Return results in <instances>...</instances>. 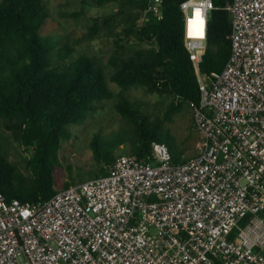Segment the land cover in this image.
<instances>
[{
    "label": "built area",
    "instance_id": "2783aa9c",
    "mask_svg": "<svg viewBox=\"0 0 264 264\" xmlns=\"http://www.w3.org/2000/svg\"><path fill=\"white\" fill-rule=\"evenodd\" d=\"M162 2L148 7L157 19ZM181 8L200 152L176 162L155 140L46 200L0 191V264H264V0L228 3L232 52L212 74L201 64L214 0Z\"/></svg>",
    "mask_w": 264,
    "mask_h": 264
},
{
    "label": "trees",
    "instance_id": "16d2710c",
    "mask_svg": "<svg viewBox=\"0 0 264 264\" xmlns=\"http://www.w3.org/2000/svg\"><path fill=\"white\" fill-rule=\"evenodd\" d=\"M93 1L101 5L117 2L113 12L94 18L89 31L90 36L101 30L110 35L111 72L101 57L77 53L62 35L52 32L44 0H0V125L30 151L27 171H23L11 160V150L0 138V191L9 199L46 200L60 190L55 170L62 144L71 138L74 125L97 111L98 103L117 96L109 80L121 88L115 104L133 129L114 139L96 135V176L110 173L118 157L116 149L126 138L131 139L132 152L138 156L151 154L157 140L168 144L176 162L187 159L175 150L174 136L165 133L160 122L150 121V114L125 95L128 89L140 86L166 97L170 100L169 119L183 105L199 100L198 78L184 38L183 0H163L162 19L148 11L151 0ZM229 2L214 0L201 64L209 74L220 72L232 52ZM131 37H135L133 44ZM73 183L77 179L72 177L65 187Z\"/></svg>",
    "mask_w": 264,
    "mask_h": 264
},
{
    "label": "rangeland",
    "instance_id": "374dc122",
    "mask_svg": "<svg viewBox=\"0 0 264 264\" xmlns=\"http://www.w3.org/2000/svg\"><path fill=\"white\" fill-rule=\"evenodd\" d=\"M44 1L51 14L47 24L52 28V32L62 35L64 41L70 42L77 48V53L84 52L91 56L101 57L111 72L112 67L108 64L113 49L110 35L101 30L90 36L89 31L94 18L113 12L117 8V2L101 5L93 0ZM140 21L142 22L143 18ZM134 39L135 37L130 38L131 44L135 42ZM109 82L110 88L117 96L108 99L105 103H98L97 111L91 114L87 121L74 125L71 138L62 144L59 151V165L55 170V181L59 189L64 188L72 177L77 179V183L97 177L93 171L96 166L93 140L97 134H102V138L114 139L125 130L132 132L133 124L117 109L115 104L120 99L121 88L115 82L111 80ZM125 95L143 112L150 114V121L160 122L163 131L174 136L175 143L172 142V144L179 155L188 158L200 152L204 138L202 132L193 125L194 115L191 105H183L169 119L166 117V111L170 100L166 97L150 93L140 86H133L125 91ZM0 138L5 147L11 150V160L23 171H27L26 158L30 156V151L15 141L7 129L1 125ZM132 147L131 139L126 138V141L116 149L118 156L122 150L123 153L132 152Z\"/></svg>",
    "mask_w": 264,
    "mask_h": 264
}]
</instances>
